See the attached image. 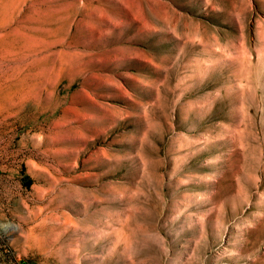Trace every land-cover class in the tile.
<instances>
[{
	"label": "rangeland",
	"instance_id": "374dc122",
	"mask_svg": "<svg viewBox=\"0 0 264 264\" xmlns=\"http://www.w3.org/2000/svg\"><path fill=\"white\" fill-rule=\"evenodd\" d=\"M0 264H264V0H0Z\"/></svg>",
	"mask_w": 264,
	"mask_h": 264
}]
</instances>
